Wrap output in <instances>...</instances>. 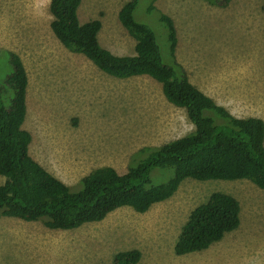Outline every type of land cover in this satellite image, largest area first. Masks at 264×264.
<instances>
[{"label": "rangeland", "instance_id": "1", "mask_svg": "<svg viewBox=\"0 0 264 264\" xmlns=\"http://www.w3.org/2000/svg\"><path fill=\"white\" fill-rule=\"evenodd\" d=\"M125 1L80 0L77 8L79 22L100 20L98 42L115 55L135 54V40L117 18ZM48 3L0 0V86L12 52L27 79L21 124L30 134L27 151L46 171L69 186L102 165L123 173L139 148L193 129L159 82L109 76L63 47L49 28ZM148 4L172 19L174 56L188 80L230 114L264 122V0H138L133 16L151 29L162 63L170 65L165 30L145 13ZM152 173L160 182L167 169ZM214 191L237 199L238 226L205 249L175 255L188 212ZM129 249L140 253L135 264H264V191L247 179L185 178L145 212L122 206L73 229L0 216V264H113L116 252Z\"/></svg>", "mask_w": 264, "mask_h": 264}, {"label": "trees", "instance_id": "2", "mask_svg": "<svg viewBox=\"0 0 264 264\" xmlns=\"http://www.w3.org/2000/svg\"><path fill=\"white\" fill-rule=\"evenodd\" d=\"M212 2L224 4L227 0ZM137 3L127 0L117 11L119 23L135 40L134 55H115L99 44L100 20L79 22L80 0H49V28L63 47L83 55L109 76L147 75L159 82L163 97L184 110L193 129L160 145L139 148L130 155L123 173L103 165L69 186L28 154L30 134L21 128L27 79L19 57L8 52L10 69L0 86V216L40 221L48 229H73L100 221L122 206L145 212L153 203L170 197L185 178L247 179L264 191L262 119L230 114L188 80L174 56L172 19L148 4L145 13L153 14L165 30L171 60L170 65L162 63L153 32L133 16ZM154 168L167 169L163 181L155 182ZM238 224L237 199L225 192H211L188 212L173 253L205 249ZM139 255L137 249L118 251L113 264H135Z\"/></svg>", "mask_w": 264, "mask_h": 264}, {"label": "crops", "instance_id": "3", "mask_svg": "<svg viewBox=\"0 0 264 264\" xmlns=\"http://www.w3.org/2000/svg\"><path fill=\"white\" fill-rule=\"evenodd\" d=\"M163 96V95H162ZM103 166V165H102Z\"/></svg>", "mask_w": 264, "mask_h": 264}]
</instances>
